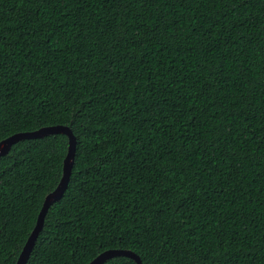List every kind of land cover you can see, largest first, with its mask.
<instances>
[{
    "label": "trees",
    "instance_id": "1",
    "mask_svg": "<svg viewBox=\"0 0 264 264\" xmlns=\"http://www.w3.org/2000/svg\"><path fill=\"white\" fill-rule=\"evenodd\" d=\"M51 125L27 264H264V0H0V141ZM68 147L0 156V264Z\"/></svg>",
    "mask_w": 264,
    "mask_h": 264
},
{
    "label": "water",
    "instance_id": "2",
    "mask_svg": "<svg viewBox=\"0 0 264 264\" xmlns=\"http://www.w3.org/2000/svg\"><path fill=\"white\" fill-rule=\"evenodd\" d=\"M55 133H63L68 136L69 138V147H68V153L64 159V165H63V176L56 187L55 190L50 192L48 195H46L42 208L39 212L36 225L31 232L27 242L25 243V246L19 256V259L17 261V264H27L28 260L31 256V253L33 251V248L36 244V241L41 233V231L44 228L45 218L47 215V212L51 208V206L62 199L64 196L72 173V169L74 166V160L76 155V145H77V137L73 133L72 129L66 125H51V126H45L41 127L37 130L33 131H24V132H17L2 141H0V156L6 155L10 152L12 146L24 139H34V138H42L50 134ZM117 256H126L130 257L137 264H143L140 256L136 254L134 251L129 249H107L103 252H101L98 256H96L90 263L88 264H104L106 261H108L111 258L117 257Z\"/></svg>",
    "mask_w": 264,
    "mask_h": 264
}]
</instances>
